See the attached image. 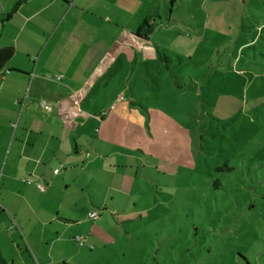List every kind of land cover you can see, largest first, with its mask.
Returning a JSON list of instances; mask_svg holds the SVG:
<instances>
[{
    "label": "rangeland",
    "instance_id": "1",
    "mask_svg": "<svg viewBox=\"0 0 264 264\" xmlns=\"http://www.w3.org/2000/svg\"><path fill=\"white\" fill-rule=\"evenodd\" d=\"M118 1L132 2L127 27L148 16V40L132 34L139 58L124 78L132 97L119 95L133 125L162 131L123 151H147L149 166L156 152L162 174L146 170L148 186L127 214L117 208L127 222H115L87 256L94 264H264V0Z\"/></svg>",
    "mask_w": 264,
    "mask_h": 264
},
{
    "label": "crops",
    "instance_id": "2",
    "mask_svg": "<svg viewBox=\"0 0 264 264\" xmlns=\"http://www.w3.org/2000/svg\"><path fill=\"white\" fill-rule=\"evenodd\" d=\"M130 3L0 0V50L13 51L0 69V252L10 264H94L87 255L127 222L117 208L127 214L150 166L162 174L156 152L149 166L147 151H123L162 132L133 125L119 95L132 97V34L148 25L127 27Z\"/></svg>",
    "mask_w": 264,
    "mask_h": 264
},
{
    "label": "trees",
    "instance_id": "3",
    "mask_svg": "<svg viewBox=\"0 0 264 264\" xmlns=\"http://www.w3.org/2000/svg\"><path fill=\"white\" fill-rule=\"evenodd\" d=\"M146 25L147 22L144 21L142 26L137 30L135 34L137 38L147 39L146 34L148 31L145 29ZM12 55H13V51L10 48L0 50V69L4 66L5 63H7L11 59ZM163 58L164 60H167L166 57ZM224 166L226 167L227 171H231L233 169L227 164H224ZM217 170H221V168H217ZM0 264H7V262L3 259L1 252H0Z\"/></svg>",
    "mask_w": 264,
    "mask_h": 264
},
{
    "label": "built area",
    "instance_id": "4",
    "mask_svg": "<svg viewBox=\"0 0 264 264\" xmlns=\"http://www.w3.org/2000/svg\"><path fill=\"white\" fill-rule=\"evenodd\" d=\"M60 78L59 77H56V80H59ZM41 107L43 109H47V105L45 103H41ZM27 183H30V181H28ZM38 188L42 189V186L41 185H38ZM88 218L91 219L92 221H96L98 220L99 216L96 212H89L88 213ZM74 240L76 241V243H78L80 246L83 245L84 243V238L82 236H75Z\"/></svg>",
    "mask_w": 264,
    "mask_h": 264
}]
</instances>
